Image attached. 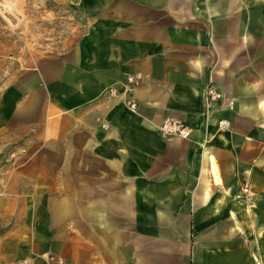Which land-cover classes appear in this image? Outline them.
<instances>
[{
    "label": "crops",
    "instance_id": "0c3cea01",
    "mask_svg": "<svg viewBox=\"0 0 264 264\" xmlns=\"http://www.w3.org/2000/svg\"><path fill=\"white\" fill-rule=\"evenodd\" d=\"M11 2L0 264H264V0Z\"/></svg>",
    "mask_w": 264,
    "mask_h": 264
},
{
    "label": "built area",
    "instance_id": "2783aa9c",
    "mask_svg": "<svg viewBox=\"0 0 264 264\" xmlns=\"http://www.w3.org/2000/svg\"><path fill=\"white\" fill-rule=\"evenodd\" d=\"M76 1V0H75ZM22 13L19 12L18 10L15 9L13 3L11 2V0H0V19L5 21L8 24H13L16 25L18 23H22ZM128 81L129 82H137V77H134L132 75H128ZM206 97L208 99L209 102L212 101H216L218 99H220L222 97V95L220 93H218L213 87H208L206 89ZM126 104L129 107H134L135 103L132 101H127ZM101 127L102 128H106L107 127V123L103 122L101 123ZM216 128L219 131H227L231 129V124L228 120L226 119H218L217 123H216ZM159 131L161 132L162 135L170 138L173 136H182V137H186L187 135H189V133L191 132V130L184 125L181 121H179L176 118L173 117H167L165 119H163L160 127H159ZM19 154V152L13 150L11 152H9V157H8V161H14V159H16L17 155ZM3 168L0 167V171H2ZM249 186L246 182L243 183V185L241 186V192L248 194L249 193Z\"/></svg>",
    "mask_w": 264,
    "mask_h": 264
},
{
    "label": "rangeland",
    "instance_id": "374dc122",
    "mask_svg": "<svg viewBox=\"0 0 264 264\" xmlns=\"http://www.w3.org/2000/svg\"><path fill=\"white\" fill-rule=\"evenodd\" d=\"M48 1H44L43 4L45 6H49L51 8H55L58 10V7L55 5H52L51 3H47ZM37 6H41V4H37ZM60 11V16L57 20L55 19H50V21H47L48 23V29L45 31L44 36L45 37H57L58 35L62 36L65 35L69 32V27L71 26V22H73V18L71 15H69L68 12L59 10ZM25 13V11H23ZM22 23L26 22V14L22 15ZM37 21H41L37 19ZM60 23V26H58ZM15 160V159H14Z\"/></svg>",
    "mask_w": 264,
    "mask_h": 264
}]
</instances>
